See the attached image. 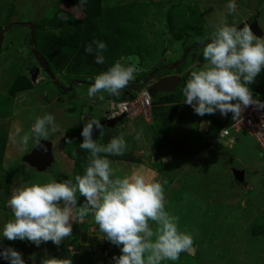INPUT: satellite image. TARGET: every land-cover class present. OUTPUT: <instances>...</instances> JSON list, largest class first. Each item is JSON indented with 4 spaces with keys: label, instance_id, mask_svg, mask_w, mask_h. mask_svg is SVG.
Wrapping results in <instances>:
<instances>
[{
    "label": "rangeland",
    "instance_id": "1",
    "mask_svg": "<svg viewBox=\"0 0 264 264\" xmlns=\"http://www.w3.org/2000/svg\"><path fill=\"white\" fill-rule=\"evenodd\" d=\"M99 2L100 7L104 8H98L100 17L111 8L125 12L127 18L130 14L138 16L140 34L135 45L141 57L136 55L133 63L138 64L139 71L135 73V81L139 83L149 74L158 77L159 73L155 67L160 62L164 63V67H168L169 63L166 61L174 52L170 51L171 47L175 52L170 60L183 55L188 48L191 49L190 45L200 46L198 36L196 37L191 30L181 39L171 38V32L168 31L165 22V11L172 4L177 6L173 15L179 16L180 21L196 22L197 26H200L201 38L209 37L222 21L233 26H236V23L240 25V17L245 13L257 20L264 33V0H235L237 10L232 14H229L226 8L229 0H99ZM135 2L147 3L148 6L141 8L140 11L127 12V5ZM243 4L249 5L256 13L254 11L251 13L249 7H243ZM58 15L81 18L83 12L72 0H0V136L3 139V156L0 162V252L10 247L21 254L25 264H41L42 259L51 257L70 258L72 264H105L109 259L121 254L120 248L101 238L99 226L95 224L91 215L87 216L82 224L73 223L72 236L65 238L59 246L48 241L37 247L27 240L9 241L2 237L4 224L14 219L7 203L13 188L25 183H47L50 178L58 182L64 179L74 181L72 158L68 154L69 152L74 154L76 140L78 142L83 140L81 136L83 119H88L87 117L74 119L81 109V103L73 112H66L67 106L63 100L56 102L55 105L45 106L44 114L60 108L59 111L56 109L55 121L62 129L50 133L47 138L52 142L53 160L50 164L42 162L44 170H36L25 160L37 143L30 139L25 147L19 143L18 136L15 137V142L13 139L17 129L21 130L20 135L30 131L38 117L39 104L43 105L49 101L53 103L56 94L63 96L60 85L70 87L77 79L94 82V76L99 74L90 75L91 71H83L80 74L71 72L69 68L76 65L71 63L75 61L78 50L83 49L85 43L78 36L73 35L70 38L71 35L63 34L66 33L64 31L66 23L57 22ZM45 19L52 22L46 29L43 25ZM36 23H43V29L35 31ZM130 23L127 21L125 29ZM93 27L92 22L91 28ZM122 28L124 29V26ZM35 32L38 37H35ZM55 32L58 37L56 45H59L57 51L62 47V50L68 53L72 50V43L78 41V45L76 50L70 52L69 58L65 59L66 62L61 63V67H50V72H47L48 69L42 67L45 66L44 54L47 55L50 38ZM33 48L40 50L39 53H35ZM202 48L203 45L195 50L191 49L185 62L188 63L194 53L199 60H203ZM125 56L123 54L116 61ZM81 59L79 60L81 64L89 61L83 57ZM109 62L110 59L105 60L106 65H109ZM203 65L194 66L200 68ZM91 66L93 71L100 69L98 68L100 64L94 61ZM29 67L32 73L38 68L34 80L31 79ZM192 69L193 67L190 72ZM263 69L255 78V82L260 79V74L264 75ZM189 76L185 74L184 82L174 92L157 93L153 100L156 102L154 113L163 111V117L157 119L153 126L146 127L141 118L128 120L132 130L120 127L116 131L113 128L110 131L104 130L103 136L98 130H94L93 139L98 144L107 145L113 137L122 135L127 143L125 153L107 156L116 176L123 178L134 170H139L150 177L154 174V178L163 184L166 211L179 217L180 231L193 236L194 243L191 249L181 253L178 260L163 261L162 264H264V233L255 232L260 227L264 228V154L247 133L235 135L236 138L231 145H228V142L224 143V140L216 142V147H220V150L215 151L208 149L203 142L202 146L200 143L202 140L198 141L196 130L186 133L185 137L179 136L182 127L188 123L187 117H191L195 112L192 108L188 110L183 106L181 117H174L175 107L170 106L168 102L184 100L182 89ZM249 86L252 89L256 88L254 83ZM12 89L19 91L12 93ZM87 89L88 86L79 85L76 90L64 93L73 96L77 91L82 93ZM257 92L260 93L261 90ZM262 97L264 98V94ZM169 107L173 109H167ZM214 116L219 119L224 117L218 111ZM151 117L156 116L151 114ZM96 120L101 123L104 121L103 117H97ZM171 126L174 132L170 131ZM192 133L198 142L190 138ZM169 134L171 137H167ZM66 138L72 141L66 143ZM139 147L142 148L141 152L138 151ZM240 168L245 171L242 181H238L233 174V169ZM164 181L166 183H163ZM79 204H82V201H78ZM151 226L156 227L154 223ZM101 245L109 247L106 255L102 254L104 249H100ZM0 264L10 262L0 255Z\"/></svg>",
    "mask_w": 264,
    "mask_h": 264
},
{
    "label": "clouds",
    "instance_id": "2",
    "mask_svg": "<svg viewBox=\"0 0 264 264\" xmlns=\"http://www.w3.org/2000/svg\"><path fill=\"white\" fill-rule=\"evenodd\" d=\"M85 2L80 0L81 4ZM226 8L229 14L235 13V0H229ZM197 40L203 45L202 56L206 63L200 68L193 66L182 89L183 103L191 106L197 115L218 111L224 117L231 113L233 120L240 119L250 106L264 109V102L254 97L249 87L264 68V38L256 36L247 24L237 27L222 21L209 37H197ZM106 50V43L99 40H93L85 47L88 54L95 53L97 64L105 63L103 53ZM132 58L122 57L95 76L94 83L87 89L88 96H98L102 100L101 93L119 95L123 89L126 92V87L135 81V73L139 71L138 64L129 63ZM155 80L153 77L142 86ZM135 83L142 87L139 82ZM125 92L112 102L124 98ZM154 98L151 97L152 106ZM112 102L102 123L96 119H83V141L79 147L89 153L83 175H76L74 181L64 179L58 182L50 178L47 183H25L13 188L7 203L14 219L4 224L3 238L27 240L37 247L48 241L59 246L65 238L72 236L73 223L82 224L91 215L99 226L101 238L120 248L121 254L113 257L114 264H162L163 261L178 260L181 253L192 248L193 236L180 231L179 217L166 211L163 184L154 178V174L150 177L134 170L123 178L116 176L107 156L125 153L127 143L124 137H113L107 145L98 144L93 139L94 130L103 136L105 127L127 128L130 125L128 120L142 117L128 119L124 115L122 122L107 127L106 118L115 117L109 115ZM59 130L55 117L46 113L35 119L29 132L20 135L21 130L17 129L13 139L15 142L18 136L19 143L26 147L30 139L39 143L41 138L46 140L50 133ZM214 139L222 138L217 133ZM223 139L232 141L235 135ZM71 141L65 139L66 143ZM77 193L84 197V202L79 205ZM153 223L155 228L151 226ZM0 255L10 264H25L21 254L10 247ZM41 264H72V260L51 257L42 259Z\"/></svg>",
    "mask_w": 264,
    "mask_h": 264
},
{
    "label": "trees",
    "instance_id": "3",
    "mask_svg": "<svg viewBox=\"0 0 264 264\" xmlns=\"http://www.w3.org/2000/svg\"><path fill=\"white\" fill-rule=\"evenodd\" d=\"M72 1H75L77 5L81 8L83 12L82 17L77 18L74 16H64V15L57 16V18H59L57 22L63 21L64 24L66 23L65 30H64L66 33L63 32V34H67L68 36L71 35L70 38L73 35H75V37L78 36V38L83 39L85 43L83 49L78 50L76 58H74L75 61L71 63V65L76 64L74 67L72 66L69 68L71 69V72H76L80 74V73H83V71H86V72L91 71L89 74L94 75V74L106 71L110 66H112L115 63L116 59L118 57H121L123 54L126 55L125 57L132 56V55H137L139 58L141 57V53L139 50H137V47L135 45L136 38L140 34L138 31V22H137L138 16H135L136 14L135 15L130 14L129 17L127 18L125 16L126 15L125 12H118L116 9L111 8L109 9V12H104L102 17H100L101 14H98L99 13L98 8L101 9L102 7H100L99 5L100 3L99 0H86V2L83 4L80 3V0H72ZM145 6H148V4L147 3L138 4V2H135L134 4L127 5L126 9H127V12L136 11V10L140 11L142 10L141 8ZM176 9H177V6L172 4V6L167 8L165 11V22L168 27V31L171 32V38L181 39L182 36H184L186 32L190 30L194 32V35L196 37L197 36L199 37V35L202 34L200 33L201 31L199 28L200 26H197L196 22L189 23L186 21L185 22L180 21L179 16L173 15V12ZM61 17H65L66 19H62ZM127 21L131 23L130 25H126L127 27L125 29V24L127 23ZM92 22L94 23L93 28H91ZM43 23H36L34 30L36 31V29H43V25H44V29H46L47 25L51 24L52 22L50 19L48 20L45 19ZM123 26H124V29L122 28ZM35 34L37 35L36 32ZM36 35L35 37H38V35L37 36ZM50 39H51V42L47 47V55L44 54L45 66L42 65V67H46L48 69L47 72H50L49 71L50 67L51 68L61 67L62 66L61 63L66 62L65 59L69 58V54H71L70 52H72L74 49L76 50L77 45H78L77 44L78 41H76L75 43H72V50L68 53L67 52L65 53L62 50V47H61V50L57 51L56 49L57 46H59V45H56L57 40H58L56 32L53 33ZM53 40L55 41L54 43H53ZM93 40H99V41H103L104 43H106L107 50L104 51L103 55L106 57V59H110L109 65L108 64L106 65L105 63L100 64V66L98 67L100 69L97 68L98 69L97 71L95 70L93 71L91 69L92 68L91 65L93 61L95 62V53L88 54L87 52H85V47L89 43H91ZM129 43H132L133 45L130 46ZM93 47H95V45ZM33 51H36L35 53L38 54L40 50L38 49L36 50L33 48ZM81 57H83L84 60L88 59L89 60V61L87 60L88 63L83 62L81 64L79 61V60H82ZM163 69L164 68L162 67L160 68V70H163ZM169 71H170L169 69H164L162 73L159 72V74L162 75ZM12 91L13 89L11 90V92ZM14 91H19V90L15 89ZM14 91L12 93H14ZM153 103H156V102H153ZM222 126L221 124H218V126L216 127L215 126L211 127V129L208 132H206V134H204V140L208 142V139L214 138ZM78 140L80 139L78 138ZM82 141L83 140H81V142ZM2 142H3V139L0 136V162L3 156ZM79 142L77 140L75 142L76 143V146H75L76 150L74 152L75 155L72 154V152H69L68 154L72 158V161H71L72 169H73L72 171H74L75 176L84 174V166L87 163V157L89 155V153L86 150H82L79 147L81 143ZM77 197H78V201H82V203L84 202V197H80L79 193H77ZM255 232L264 233V228L260 227V229H258ZM100 249H106L109 251V247L105 245L103 246L101 245ZM105 264H114L113 258L109 259V262Z\"/></svg>",
    "mask_w": 264,
    "mask_h": 264
},
{
    "label": "crops",
    "instance_id": "4",
    "mask_svg": "<svg viewBox=\"0 0 264 264\" xmlns=\"http://www.w3.org/2000/svg\"><path fill=\"white\" fill-rule=\"evenodd\" d=\"M243 7H249V5L247 6L246 4H243ZM250 8L251 7H249V10L251 11V13H253V11L256 13L255 10L250 9ZM249 18H252L253 19V16L252 15H250V16L249 15H246V13H245V14L241 15L240 22L242 23L244 21H247V19H249ZM253 20L256 22V25H257V27L259 28V30L261 32V35H259L258 37L264 38V33L261 30V28L259 27V25L257 23V20H255V19H253ZM235 25L238 26V23H236ZM199 44H200V46H202L201 43H199ZM170 45L172 46V42H170ZM200 46H197L196 47L195 45L194 46H191L190 45V47H191L192 50H195V49L199 48ZM191 49L188 48L183 53V55H181L179 57L178 56L177 57H174L172 60H170V58L172 56H174V52H175V50H173L172 47H171L170 48V51H172V52L174 51V52H173V55L172 56H169L168 57V60L166 61L167 63H169V65H167L168 67H164V63L163 62H160L158 64V66L155 67L157 69V72L158 73L159 72L162 73V71L164 69H169L170 71L169 72H166L164 75L179 74V75H181L183 77V79H182L183 81H181V83H183L184 80H185V74L190 75V69H191V67H193L196 64H205L206 63V62H204V60H199L198 59V56H196L195 53L190 56L191 57V60L189 59L188 60V63H186L185 61H186V59L188 57V54H189V51ZM169 60H170V62H169ZM161 67L164 68V69L160 71V68ZM152 72H154V71H152ZM263 72H264V69H263ZM257 81L254 82L255 87H256L254 89H256V90H254V89L253 90L256 91V92H257V90H261L260 93H263L264 94V75L260 74V79L257 80ZM79 85H86V86L89 87L91 84L87 83V81H84V80H81V79H77V81L74 82L73 84H71L70 87L67 86V85H63L64 87L62 85H60L62 87L61 88V91L63 92V96L60 95V94H56L53 97V103H50V101H49L48 103H45L43 105L42 104L41 105L39 104L38 105L39 106V109H38L39 112L37 114L38 117H42L43 115H45L44 114V111L46 109L45 106H52V105H55L56 102H59L60 100H63V102H65L66 103V106H67L66 107V112H73L75 108L76 109L79 108L78 106L81 103V109L77 112L76 117L75 118L73 117L74 119H76L78 117H87L88 119L91 118V117H93L92 119H94V118L96 119L97 117H103L104 118L106 116L105 113L107 111V107L110 105V103L112 102V100L121 97V93H119V95H109L108 93H101L99 95H103V97H104L101 100V99L98 98V96L97 97H89L88 94H87V90H85L82 93L80 91H77L73 96H67L64 93V91H71L72 89H75L76 90V88ZM172 92H174V91H172ZM172 92H169V93H172ZM257 93H259V92H257ZM155 104H153V106H152V114H154V115H155V113H154V106H155ZM168 104H170V106H172V107H175L174 110H173L174 117H181V113H182V109L181 108L183 106L187 107V109L188 108L189 109L192 108L191 106H189L187 104H184L183 103V100L181 101V99L174 100L172 102H168ZM168 104L166 103V105H168ZM28 105L29 104H27V106ZM172 107H169L167 109L172 110L173 109ZM56 109L58 111L60 110V108H56ZM56 109H52L51 110V108H50V110L52 111V113L49 112V114H52L55 117ZM177 109H179V111ZM229 115H230V113L226 117H223L222 119H219L216 116H214V114H205L204 116H200V115H197L195 113L191 117H187L188 123L182 127V131L180 132L181 134L179 136L181 138L182 137H185L184 135L186 133H189L190 131L193 132V131L196 130V134H197L199 140L198 139H195L193 133L191 134V136H193V137L190 136V138L194 139V142H198V141L202 140V141H200V143L201 142H203V144L205 143L207 145L208 149H213V151L220 150V147H216V142L218 143L219 141L224 140L223 141L224 143H227L228 142V145H231L234 142L235 139H232V141H229V139H223V138L222 139H216V140L214 138H210V139H208V142H206L204 140V134H206V132H208L211 129V127H213V126L216 127V126H218V124H221V126H222L227 121ZM155 116L156 117H151L150 119H144L143 117H137L135 119L141 118L146 123V125H147L146 127H151V126H153V124L156 122L157 119L160 120L161 117H163V111H160ZM65 118L68 119L66 116H65ZM203 119H204V121H203ZM68 120H70V119H68ZM71 120H72V118H71ZM171 128H170L171 129L170 131L171 132H174L173 131L174 128L172 126H171ZM61 129H62V127H60V131H61ZM111 129H113V128H111ZM111 129H106V130L107 131H110ZM114 129H116V131H117L119 129V127L116 126V127H114ZM128 129L132 130L131 124H130V126H129ZM186 129H187V131H186ZM192 129H194V130H192ZM148 131H150V130H148ZM169 136H170V134L167 137H169ZM155 138H156V136H155ZM50 139L52 140L53 138L50 137ZM192 139H190V140L193 141ZM196 140H198V141H196ZM203 144H202V146H203ZM141 149L142 148L139 147L138 151L141 152ZM157 153H160V152H157ZM165 154L167 155L169 153H165ZM170 161H171V157H170ZM240 169H243V168H240Z\"/></svg>",
    "mask_w": 264,
    "mask_h": 264
},
{
    "label": "built area",
    "instance_id": "5",
    "mask_svg": "<svg viewBox=\"0 0 264 264\" xmlns=\"http://www.w3.org/2000/svg\"><path fill=\"white\" fill-rule=\"evenodd\" d=\"M128 87H126L127 91L125 92L126 96L124 98L112 102L109 115L116 116L124 114L128 119L137 116L149 119L151 115L152 99L147 90V86L138 87L135 82H132ZM250 89L254 97L264 102V98L261 94L257 93L252 88ZM242 133L249 134L264 154V109H256L255 106H250L242 113L241 118L238 120H233L232 114L230 113L226 123L218 132V137L227 138L231 135ZM102 254L106 255L107 250L104 249Z\"/></svg>",
    "mask_w": 264,
    "mask_h": 264
},
{
    "label": "water",
    "instance_id": "6",
    "mask_svg": "<svg viewBox=\"0 0 264 264\" xmlns=\"http://www.w3.org/2000/svg\"><path fill=\"white\" fill-rule=\"evenodd\" d=\"M244 24L249 25L251 30L253 31V33L256 36L261 35V32H260L259 28L257 27L256 22L254 20L248 19L247 21H244L240 25H238V27H243ZM28 70L31 71V73H32V70L30 67ZM37 74H38V68H35V72L31 74V79L34 80L35 76ZM150 79H153V75H151V74L147 75V77L143 81H141L140 85L141 86L144 85ZM181 80H182V77L179 74L164 75V76H161L158 79H156L154 82L150 83L147 86V90H148L150 96L152 98H154L155 95L159 92L168 93V92H172V91L176 90L178 85L180 84ZM87 83H89V82H87ZM92 83H94V82H90L89 84H92ZM123 117H124V114H121V115L115 116V117L106 118V120H105L106 126L107 127L115 126V124H117L118 122H122ZM203 121H204V119H203ZM129 126L130 125H127L128 128H129ZM52 157L53 156H52V143H51V141L49 139L45 140V139L41 138L39 143H37L35 145L34 149H32L31 153L25 157V158H27L25 160L30 166L35 167L37 170H44L43 169L44 167H42V166L46 162H49V164H50L51 161L53 160ZM40 159H42L41 162L39 161ZM43 161H44V163L42 165ZM233 174H234L235 178H237V180H239V181H242L244 179V170L243 169H240V170L239 169H233Z\"/></svg>",
    "mask_w": 264,
    "mask_h": 264
},
{
    "label": "flooded vegetation",
    "instance_id": "7",
    "mask_svg": "<svg viewBox=\"0 0 264 264\" xmlns=\"http://www.w3.org/2000/svg\"><path fill=\"white\" fill-rule=\"evenodd\" d=\"M249 19H252V18H249ZM247 20H248V19H247ZM252 20H253V19H252ZM132 57H133V58H132L131 60H132V63H133V62H135V58H136L137 56H136V55H132ZM129 63H130V62H129ZM163 75H164V74H162V75L159 74L158 77H161V76H163ZM158 77H156V79H157ZM124 92H125V89H123L120 93L123 94Z\"/></svg>",
    "mask_w": 264,
    "mask_h": 264
}]
</instances>
